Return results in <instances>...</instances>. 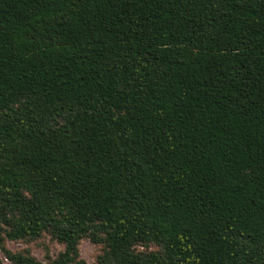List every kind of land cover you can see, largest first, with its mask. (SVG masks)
Wrapping results in <instances>:
<instances>
[{"label": "trees", "instance_id": "trees-1", "mask_svg": "<svg viewBox=\"0 0 264 264\" xmlns=\"http://www.w3.org/2000/svg\"><path fill=\"white\" fill-rule=\"evenodd\" d=\"M84 240L264 264V0H0V264Z\"/></svg>", "mask_w": 264, "mask_h": 264}, {"label": "rangeland", "instance_id": "rangeland-1", "mask_svg": "<svg viewBox=\"0 0 264 264\" xmlns=\"http://www.w3.org/2000/svg\"><path fill=\"white\" fill-rule=\"evenodd\" d=\"M7 247L13 251H24L29 250L30 253L39 261L47 263V257L52 258L56 257L61 251L64 250V247L57 242L50 240L49 237L42 239L37 242L31 243H7ZM80 253L81 257L88 263L94 264L97 260V257L101 254V249L98 246H95L90 241L84 240L80 244ZM0 258L4 259L3 253L0 251ZM5 262H7L5 260Z\"/></svg>", "mask_w": 264, "mask_h": 264}]
</instances>
